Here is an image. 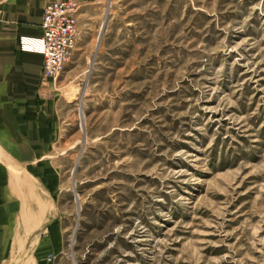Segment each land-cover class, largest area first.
<instances>
[{
    "label": "rangeland",
    "instance_id": "rangeland-1",
    "mask_svg": "<svg viewBox=\"0 0 264 264\" xmlns=\"http://www.w3.org/2000/svg\"><path fill=\"white\" fill-rule=\"evenodd\" d=\"M90 10L54 81L43 228L1 191L0 264H264V0Z\"/></svg>",
    "mask_w": 264,
    "mask_h": 264
},
{
    "label": "crops",
    "instance_id": "crops-1",
    "mask_svg": "<svg viewBox=\"0 0 264 264\" xmlns=\"http://www.w3.org/2000/svg\"><path fill=\"white\" fill-rule=\"evenodd\" d=\"M50 1L54 0H0V193L17 206L18 226L28 235L42 229L47 216L44 194L49 188L43 185L39 165L46 164L56 145L58 120L56 84L42 76V55L24 49L22 43L42 37L43 10ZM56 1L79 5L70 64L82 48L94 46L95 25L89 21L95 17L90 9L104 0ZM23 215L34 220L27 223ZM47 235L51 245L60 244L58 226H50Z\"/></svg>",
    "mask_w": 264,
    "mask_h": 264
},
{
    "label": "built area",
    "instance_id": "built-area-1",
    "mask_svg": "<svg viewBox=\"0 0 264 264\" xmlns=\"http://www.w3.org/2000/svg\"><path fill=\"white\" fill-rule=\"evenodd\" d=\"M78 5L74 1H50L43 10L42 37L22 43L24 49L43 57L42 76L55 81L65 70V65L76 45Z\"/></svg>",
    "mask_w": 264,
    "mask_h": 264
}]
</instances>
